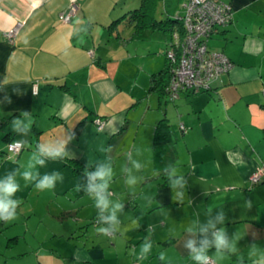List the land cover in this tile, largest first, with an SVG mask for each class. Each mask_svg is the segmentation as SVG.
<instances>
[{
  "label": "crops",
  "instance_id": "obj_1",
  "mask_svg": "<svg viewBox=\"0 0 264 264\" xmlns=\"http://www.w3.org/2000/svg\"><path fill=\"white\" fill-rule=\"evenodd\" d=\"M185 1L160 0L157 8L161 7L164 15L175 12L181 15ZM223 1L231 9V19L210 37L213 36L214 44L219 47L216 50L227 56L230 66L210 80L208 89L181 91L172 100L147 90L149 73L166 63L165 37L156 39L153 47H147V52L153 50L154 53L163 49L164 57L147 60L145 65L139 66L145 81L137 89L147 90L146 95H156V107L160 109L158 118H166L176 151L173 165L179 175L185 176L187 184L183 201H175L168 178L156 174L153 159L158 148L153 147L152 132L146 140L131 143L128 155L143 162L138 176L144 177L140 189L141 192L146 190L148 200L140 205L136 201L122 203L125 210L131 206L135 218L123 221L119 217L121 230L129 229L125 233L139 240L131 251L136 259L146 237L153 243L148 257L137 259L133 264H195L183 247L186 228L197 220L204 222L209 213L215 215L219 209L226 214L224 227L228 235L236 233L239 238L237 247L245 256V264H251L247 261L249 245L256 243L264 248V179L255 184L249 180L252 172L264 171V0ZM137 2L0 0V162L2 154L13 155L14 168L24 170L38 144L58 140L68 141L69 155L47 160L44 167L37 169L41 175L58 168L54 166L70 167L67 157L86 162L76 157L73 145L85 124L91 127L95 117L103 118L108 113L100 104L111 88L105 83L109 80L103 71L108 60L104 56L109 53L104 51L108 48L105 41L114 39V46L122 42L120 30L126 27L118 24V33L114 29L110 32L105 23ZM71 3L75 4L74 12L67 21L60 20L59 13L66 11ZM16 22L20 25L12 40H7L5 31ZM94 32H101L103 37L93 35ZM128 43L124 44L125 50ZM133 47H129L131 54ZM102 82L105 93L101 89ZM24 111L29 115L21 117ZM14 118L30 122V131H13ZM79 120L82 123L78 131L72 133V127ZM9 140L23 141L17 153L6 151L5 143ZM134 220L138 226L133 225ZM111 236L110 245L115 246L121 234ZM123 246L127 256L126 245ZM79 248L81 246H75ZM160 252L165 253L163 261L159 259ZM214 252V248L209 250L214 264H238L236 255H225L216 261ZM37 257L41 260L39 263L44 264L41 255ZM81 258L80 261L94 264L91 255ZM52 264L67 263L57 258Z\"/></svg>",
  "mask_w": 264,
  "mask_h": 264
},
{
  "label": "rangeland",
  "instance_id": "obj_2",
  "mask_svg": "<svg viewBox=\"0 0 264 264\" xmlns=\"http://www.w3.org/2000/svg\"><path fill=\"white\" fill-rule=\"evenodd\" d=\"M155 15L164 16L161 7L157 8ZM120 34L122 42L115 46L114 39L105 41V46L108 48L104 51L109 53L104 56L108 60L106 69L103 71L104 77L109 80L105 83L111 88L104 96L106 100H101L100 104L105 106L108 113H105L103 118L98 117L102 122L100 128L95 122L91 123V127L85 124L73 148L77 154L76 157L86 161L85 166L89 160L92 162L93 167L89 171H95V164L98 161H104L110 157L114 171L110 182L113 189L111 199L125 204L126 201L129 204L136 201L140 205L148 200L144 193L146 190L141 192V182L134 186V189H130L125 183L126 174L122 169L131 167V162H127L131 143L137 144L138 140H146V136L151 134L154 123L158 119L160 109L156 107V95L152 93L146 95L147 90L143 92L137 89L138 85L145 81L139 66L145 65L147 60L157 61L164 57L163 49L158 50L159 53H154L153 50L147 52V47L149 45L153 47L156 39L160 37L162 39L165 37L167 40L169 33L166 30L144 28L139 33L131 35V26H126L120 30ZM93 35L103 37L101 32H94ZM111 36L114 38V35ZM95 42L98 43L96 39ZM127 42L129 43L125 50L124 44ZM102 43L103 41L100 42ZM206 45L210 50L219 49L214 44L213 36L206 41ZM129 47L135 48L132 54ZM105 83L102 82V91H104ZM159 104L162 106L163 100L159 101ZM102 145L110 148V151L100 152L98 149ZM2 157L0 178L17 168L13 166V155L5 157L2 154ZM54 167H58L56 170L53 168V171L61 173L63 181L57 180L55 187L51 190H37L34 182H25L17 176L20 189L14 198L21 200L22 203L16 210L15 220L0 221V264H40L38 255H41L44 264H52L57 258L67 264H90L89 261H80L81 257H90V255L93 257L94 264L137 262L131 251L139 240L125 233L124 236L121 235L123 239L117 236L116 244L113 246L110 245L112 236H105L96 231L101 225L98 220L96 222L92 219L93 214L97 213L93 198L83 187L79 191L76 189L78 185L82 186L87 182V177L84 176L85 167L79 163L74 164V168L72 166L68 168L65 165ZM49 169L52 168L49 167ZM133 171L138 176L139 172ZM51 172L52 170L48 173ZM130 207L128 205L129 210L123 208V211L118 214L123 221L126 218H135L134 211ZM12 235L16 237L8 244L6 238ZM68 235L71 237H67ZM128 238H130L128 241L124 240ZM82 242H84L83 245ZM123 245H126L127 256ZM75 246H81L88 251L81 252V248L75 249ZM73 254L75 256L72 259Z\"/></svg>",
  "mask_w": 264,
  "mask_h": 264
},
{
  "label": "clouds",
  "instance_id": "obj_3",
  "mask_svg": "<svg viewBox=\"0 0 264 264\" xmlns=\"http://www.w3.org/2000/svg\"><path fill=\"white\" fill-rule=\"evenodd\" d=\"M28 115L27 111L21 113V117ZM12 125V130L16 132L28 133L31 129L30 122L26 123L21 118H14ZM22 143L23 141H16L17 145H22ZM67 143L66 140H58L38 144L36 151L29 158L23 171L16 168L0 178V221L10 222L16 219V210L22 203L21 200L14 198L16 192L20 189L17 176L25 182H34L35 188L40 191L51 190L55 187L57 180L63 181V175L59 172L53 171L41 175L37 169L38 167H44L47 160L63 159L68 156ZM98 150L104 153L110 151V148H105L102 145ZM139 154V150H137V155ZM128 161L131 162V167H125L122 171L126 174V185L130 189H134V186L142 182L144 177L135 175L133 170L139 172L143 166L138 160L132 159L131 155H128ZM95 165V171H89L93 167L92 162L89 160L84 171L87 182L82 186L78 185L77 190L79 191L83 187L86 193L93 198L94 207L98 212L97 220L101 225L96 229L98 233L108 236L120 232L121 235H124L129 229L121 230V220L118 215L123 211L124 204L119 201L114 202L111 199L112 193L109 191L110 182L114 175L111 158L108 157L104 161H98ZM163 172L168 178L169 187L175 192V201L182 202L184 198L183 190L187 184L185 176L179 175L177 168L172 164L165 165ZM248 204L251 207V202H248ZM225 221L226 214L223 209H219L215 212V215L209 213L204 222L201 223L197 220L186 228L187 235L183 240V247L195 264H212L213 256L209 255V250L212 248L215 249L214 258L216 261L222 260L225 255H236L238 264H245V256L240 254L237 247L239 238L236 233L231 237L228 235L227 229L224 227ZM132 223L137 225L135 220ZM152 247L151 239L146 237L140 246L137 259H146ZM247 248V261H250L251 264H264V248L256 243L249 245ZM159 259L161 261L166 259L164 252L159 253Z\"/></svg>",
  "mask_w": 264,
  "mask_h": 264
},
{
  "label": "built area",
  "instance_id": "obj_4",
  "mask_svg": "<svg viewBox=\"0 0 264 264\" xmlns=\"http://www.w3.org/2000/svg\"><path fill=\"white\" fill-rule=\"evenodd\" d=\"M74 10L75 4L71 3L66 11L59 13L58 18L67 21ZM230 16L229 5L222 0H186L183 3L181 26L169 32L171 44L165 51L170 64V76L166 86L168 99L176 98L181 91L208 89L210 80L228 69L230 61L226 55L219 50H210L206 41ZM19 25L16 22L5 31L7 40H12ZM34 87L35 85L33 90ZM94 122L98 128L101 127L102 122L98 117L94 118ZM179 125L183 129L182 124ZM16 141L20 140H9L5 143L7 152L17 153L21 149L22 145H17ZM263 172V169L252 172L249 175L250 183L257 182Z\"/></svg>",
  "mask_w": 264,
  "mask_h": 264
},
{
  "label": "trees",
  "instance_id": "obj_5",
  "mask_svg": "<svg viewBox=\"0 0 264 264\" xmlns=\"http://www.w3.org/2000/svg\"><path fill=\"white\" fill-rule=\"evenodd\" d=\"M159 1L160 0H138V2L135 5L131 6L129 9L121 12L119 15L112 17L107 23H105V28L107 29V31H110V32L114 29L115 32L118 33V31H116V27L118 26V24H124L126 26H131V35L139 33L144 28L148 30H152V29H159L163 31L166 30L168 31V33L173 28H180L181 26L180 16L182 14L179 15L175 12V13L164 15V16L158 15L159 17L155 15ZM230 12H231V9H230ZM230 19H231V16L226 21L225 24H227L230 21ZM89 24L90 23L88 22V25ZM170 44H171V38H170V33H169V37L167 39V46L164 50V55H165L166 49L170 46ZM88 53H91L90 49L88 50ZM169 76H170V64H169V61L166 59V63L163 67H161L160 69L156 71L149 73L147 90L154 92L160 97L165 96L166 99H168L167 92H166V86L168 83ZM262 105L264 106V104ZM81 121L82 120H79L72 127L71 129L72 133H76L78 131L79 126L82 123ZM263 128H264V125H263ZM152 144H153V147L158 148L156 149V151H154V159H153L154 168L158 171L159 175H161L165 179L166 176L163 172V168L165 165H168V164L173 165L175 157H176V151L172 144L169 124L164 116L158 118L157 121L154 123V126L152 128ZM67 160L70 166L72 167L76 163H79L80 165L86 167L83 162H80L77 159L67 157ZM263 179H264V172L261 175L260 179L257 180V182ZM164 182L165 180L162 181L161 183H164ZM255 183H251V184H255ZM96 214L98 215V212L94 213L92 216V219H94L95 221H97ZM15 237L16 235L7 237L6 238L7 243L9 244L13 242ZM9 239L11 240L9 241Z\"/></svg>",
  "mask_w": 264,
  "mask_h": 264
}]
</instances>
